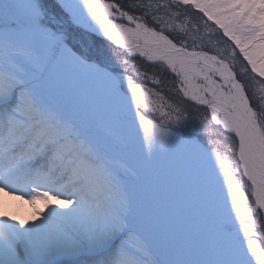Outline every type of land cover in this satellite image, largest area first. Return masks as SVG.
<instances>
[{"label": "snow or ice", "instance_id": "obj_1", "mask_svg": "<svg viewBox=\"0 0 264 264\" xmlns=\"http://www.w3.org/2000/svg\"><path fill=\"white\" fill-rule=\"evenodd\" d=\"M0 193V264H264V0H0Z\"/></svg>", "mask_w": 264, "mask_h": 264}, {"label": "bare ground", "instance_id": "obj_2", "mask_svg": "<svg viewBox=\"0 0 264 264\" xmlns=\"http://www.w3.org/2000/svg\"><path fill=\"white\" fill-rule=\"evenodd\" d=\"M0 211L31 221L35 218L36 207L28 203L26 198L21 201L13 196L0 193Z\"/></svg>", "mask_w": 264, "mask_h": 264}, {"label": "rangeland", "instance_id": "obj_3", "mask_svg": "<svg viewBox=\"0 0 264 264\" xmlns=\"http://www.w3.org/2000/svg\"><path fill=\"white\" fill-rule=\"evenodd\" d=\"M37 207H39V208H43V205L41 204V205H38Z\"/></svg>", "mask_w": 264, "mask_h": 264}]
</instances>
